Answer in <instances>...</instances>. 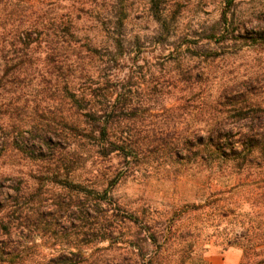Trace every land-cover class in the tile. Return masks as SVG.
Listing matches in <instances>:
<instances>
[{"label":"rangeland","instance_id":"rangeland-1","mask_svg":"<svg viewBox=\"0 0 264 264\" xmlns=\"http://www.w3.org/2000/svg\"><path fill=\"white\" fill-rule=\"evenodd\" d=\"M163 2L158 21L150 0H0V264L26 248L35 263L79 251L83 260L113 243L120 264H241L233 243L264 244V209L250 200L256 182L219 165L211 148L143 147L126 162L99 156L68 124L83 111L67 88L109 79L133 98L119 133L204 135L195 76L207 70L218 84L258 63L243 37L264 29V0ZM118 36L130 41L126 58L106 72V41L113 52ZM156 83L163 94L150 95ZM90 186L109 190L92 212Z\"/></svg>","mask_w":264,"mask_h":264},{"label":"trees","instance_id":"trees-1","mask_svg":"<svg viewBox=\"0 0 264 264\" xmlns=\"http://www.w3.org/2000/svg\"><path fill=\"white\" fill-rule=\"evenodd\" d=\"M165 3V2H163ZM162 0H150V11L158 21L164 19L167 4ZM122 26V22L116 23V28ZM228 26V25H227ZM229 33V30L226 33ZM24 42L31 44L34 42L32 31H25ZM244 40L251 41L255 46L252 52H257L258 63L248 67L244 73L234 72V76L229 80L220 81L218 84H209L211 73L207 70L199 71L195 76L199 85L197 88L201 95L200 111L206 118L208 127L203 128L204 135L197 139L189 135H164L161 133H150L147 135H124L119 133L117 128L121 125L119 116L124 109H131L133 98L126 92H121L120 88L113 85L107 79L104 85L90 89L67 88V96L71 98L73 106L78 111H83L81 118H73L69 126L81 138H88L90 145L96 153L104 158L114 154L121 155L126 162L135 158L141 148H165L178 151L184 149L188 144H195L201 151V156L205 155V150L211 148L219 165L230 166L232 174H248L256 182V186L251 190L253 207L264 209V29L259 30L251 36H244ZM229 39L225 35L217 41L224 44ZM180 41V45L181 46ZM130 45L124 37L118 36L113 40L114 51H109V42L106 41L108 49L106 59L103 61V68L109 72L117 66L119 61L126 58L124 48ZM203 53L210 52L202 49ZM131 53V52H129ZM151 66V65H150ZM192 75L183 74V79L190 81ZM205 80V81H204ZM201 82V83H200ZM192 85V83L190 84ZM159 88V89H158ZM163 94L161 85L150 86V95L157 90ZM47 139H45L46 141ZM205 159V157H202ZM121 176V175H120ZM119 176V177H120ZM116 183V181H114ZM114 186V183L111 184ZM75 186V185H74ZM77 186V185H76ZM78 188V187H77ZM90 195L96 194V199L91 203L90 212L100 208L102 195L107 196L109 190L96 191L90 186ZM108 212L109 210L106 209ZM93 218L92 213L88 214ZM109 234L116 232L117 221L114 216H106ZM112 227V229H108ZM17 232V230H16ZM12 234V231L11 233ZM111 236V235H109ZM264 237V233L262 235ZM105 238V237H104ZM107 239V238H106ZM154 241L156 237L153 235ZM105 240V239H103ZM243 250V260L241 264H264V244H243L233 243ZM106 255L91 254L90 257L78 260L81 253H73L72 257H59L44 259L39 263L27 260L29 248L19 252L8 253L9 261L3 260L4 264H120L116 244L106 248ZM4 254V251L2 250ZM21 254L23 257L21 258ZM27 260V261H26Z\"/></svg>","mask_w":264,"mask_h":264}]
</instances>
